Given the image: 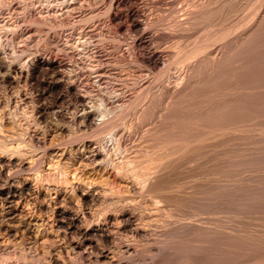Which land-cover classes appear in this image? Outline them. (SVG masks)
Returning a JSON list of instances; mask_svg holds the SVG:
<instances>
[{
  "label": "bare ground",
  "instance_id": "1",
  "mask_svg": "<svg viewBox=\"0 0 264 264\" xmlns=\"http://www.w3.org/2000/svg\"><path fill=\"white\" fill-rule=\"evenodd\" d=\"M184 1L187 2V0ZM190 1L187 2L190 3L188 7L182 9L180 8L184 7L182 5L185 3L181 6L176 4L180 6L178 9L174 7L177 0H0L1 88L2 86L20 87L21 83L33 81L45 86L39 94L35 95L37 98L34 105L32 104L34 100L25 92L26 90L19 89L14 97L8 96L7 99L5 97L6 107L0 110V130L5 127V123L11 124L12 134L9 133V135H12L14 138L12 140L16 141L14 147L10 148L11 153L14 149L15 153L23 156L28 153L21 149L24 144L38 148L43 145L47 126L41 127L40 121L47 120L50 114L59 119V122H54L57 131L63 132L67 129L79 133L77 134L79 136L74 137L72 141L74 144L69 148L57 149L50 146L43 155L31 161L32 163L26 162L23 157L12 159L3 158L0 155V231L6 236L20 237L22 244V247H18L19 250L7 251V254L17 255L18 259L25 260V263L27 260L32 264L35 260L40 264H63L62 262L65 264L71 255H77L79 260L94 257L109 264H138V261L134 263L132 260L136 248L134 249L133 242L128 241L131 239L156 244L157 252L155 253L160 264H264V234L262 232L259 234L257 228L253 229H257L256 232L259 233L242 230L244 227L241 226H244L242 224L246 221L241 224L237 221L241 217L244 220L255 218L257 221L260 219L259 221L264 222V177H245L244 179L242 176L245 174L242 173L240 177L243 179H234L231 176L230 179L224 178L228 180H225L227 182L219 183L217 177L219 178L223 171L219 168L220 173L210 172L211 175L213 174L211 178L215 176L217 180L215 183L218 182V184L197 186L188 195L185 192L186 196L178 200L174 194L175 199L169 196L174 193L170 190L174 183L170 186L167 183H170L173 177L170 180L164 179L174 162L188 154L197 156L200 149L205 150L207 144L210 147L211 144L213 145L210 150L220 145L224 149L234 140L237 142L244 140L243 134L247 132V129L250 126L249 131L255 128L251 120L260 118L258 122L255 120L256 126L258 123L263 124L261 120L264 119V0H258V2L252 0L257 5L255 11H252L254 14L251 19H240L227 27H225L227 24L225 26L222 24L227 17H230H223V7L227 6L226 0L222 3V7L216 5V0ZM240 5L248 8L245 7L246 4ZM152 6L164 9L163 12L168 10L170 18L167 20L161 18L167 21L166 23H162L160 19L162 10L156 9L161 14L159 18L151 14L155 9H152ZM234 6L232 10L236 9ZM250 8L252 7L248 9ZM226 9L224 11L230 15L231 11L229 10L230 13H228ZM248 9L246 11L244 9L242 14H245L244 12ZM156 11L154 13L157 14ZM233 13L234 11L231 16L233 15L234 18V15L240 12L238 10ZM216 15H222L221 24L224 27L221 24H219L220 27L216 26L218 24H215ZM218 20L221 19L218 18ZM105 30L106 35L112 31L110 33L118 37L117 40L114 39V42H117L115 46L102 42L106 38L115 37L111 36L112 34L109 37L105 36L106 38L102 40L98 38ZM122 34L129 37H125L129 39H127L128 42L123 36L120 37ZM36 37L37 40L39 38L38 43L35 42L36 46L33 44L34 50H31L36 53L28 58L31 53L28 51L30 52L26 57L28 59L25 58L26 60L23 61L18 56L22 57L24 54L22 51H26L23 49L33 47L29 43ZM94 37L97 39L94 40ZM20 42L24 44L21 45ZM163 43L166 45L163 46ZM27 45L30 47H26ZM20 48H23L22 51L19 52L20 54L17 52V58H14L15 51H20ZM112 49L120 51L122 58L131 56L134 60L131 63L137 62L139 63L137 66L145 67L143 69L147 71V75L144 74L145 79L139 82L140 88L136 89L137 95L134 92L135 97L128 95L122 99V95L118 93L112 96L108 93H112L111 88L107 92L108 95L102 92L103 95H99L100 98L97 97L99 100L96 103V98H93L95 100L93 101L91 95L88 96V90L94 86L96 89H102V85L105 87L109 77L111 78L113 73L110 72L109 67H105L106 62L103 63L105 66L101 64L103 59L101 54L111 52ZM10 50H13L14 57L9 55ZM88 56H91V61L95 63L90 61L88 63ZM112 60L110 64L116 59ZM123 60L127 61L128 58ZM126 61L127 64L129 61ZM40 75L49 76L47 80L41 81ZM140 79L131 81L135 84V81ZM134 84L133 87H135ZM108 85L110 84H107V87ZM125 85L124 88L122 87L123 90L127 88ZM54 90L60 91V93L57 91V101L62 100L65 93L72 97L73 105L66 110L69 115L66 111L65 113L61 109L56 110L53 106L41 102L43 97L45 98ZM137 90L140 92L138 93ZM126 98L128 100H124ZM139 103L141 109L138 108L144 113L151 110L148 115H144V120L145 116H154L152 109L155 103L157 105L161 103L159 112L156 110L158 108H154L158 112L157 116L161 117L157 119L159 117L156 118V114L155 117L152 116V119L156 118L159 121V123L155 122L156 125L152 119L151 121L146 119V122L149 121L155 126L147 131L148 126H146L139 137L135 134L138 139L130 148L128 146V149L126 142H129L131 138L133 140L134 134L130 128L125 131L118 130L117 127L124 124L121 120L125 115L136 113L135 106ZM138 114L143 115V113ZM178 117L179 120H177ZM169 119L176 121L167 122ZM144 120L139 122V126L141 122L146 123ZM127 123L129 121L125 124ZM151 123L149 127L153 126ZM260 126L259 129L262 130L258 131L261 132L264 126L262 128ZM123 127L125 129L126 126ZM257 129L258 127L256 131ZM90 130L91 135H85L86 131L90 134ZM256 131L255 133H260ZM261 133L259 137L264 136ZM257 134H254L253 141L259 139L255 136ZM245 140L250 142V138ZM262 140L253 143L251 139L253 145L256 143L258 145H255V149L251 146L252 149L248 151L252 153L249 155L243 154L247 152L243 147V153L239 154L242 149L236 142L233 149L240 147H237L238 150L240 149L238 154L235 155V152L230 150L238 159L234 157L235 160L232 161L234 158L231 157L230 165L235 167L237 165L238 169H242L238 164L248 166L245 172L250 171L249 168L254 172L264 171V141ZM129 144L131 143L127 145ZM242 144L244 143L241 142L240 145ZM208 148L205 151H209ZM221 148L214 149V152L222 151L219 152L220 155L218 153L219 159L221 154L223 158V151L228 146L224 150ZM113 151L114 154H111ZM214 154L213 159H207L208 162L215 159ZM205 155L210 153L207 152ZM45 161L47 169L59 171L67 187L53 184L43 188L31 183V178L39 180L37 176L46 170L42 167ZM218 162L216 165H219ZM126 165L128 167L133 165L137 170L130 167L134 171L132 172L125 168ZM213 169L216 172L218 170L215 166ZM227 171L230 175L228 168L225 172ZM240 172H244V169ZM216 174L219 175L216 176ZM222 174V177H228L224 175V172ZM189 176L193 175L189 174ZM224 179L222 178L223 181ZM213 181L211 182L214 183ZM52 194H54L53 198ZM123 196H126V200L128 197L132 199L142 197L140 203L145 198L146 204L141 205L129 199L124 202ZM171 198L177 204L188 205L189 215L175 222H172V217H169L171 221L167 220L168 215H166L167 217H164L166 219L162 217L160 221L161 213L159 212L166 209L164 207L166 204L163 203L174 202ZM44 201L47 203L44 204ZM96 204L101 206L97 208ZM177 210L180 211L179 208ZM167 213L170 215V212ZM217 215L229 221L235 219L236 222L233 221L235 223L233 225L238 223L242 229L235 226L228 229L232 227L230 226L232 222L229 225L227 220L229 225L227 227L226 221L224 224L221 223L224 220L222 221ZM153 216H155V222L151 224L149 221L150 224H144L143 219L148 220ZM257 221L253 220V222ZM263 222L259 225L263 227L262 231L264 230ZM256 225L255 227H259ZM31 227L35 229L32 230ZM247 228L250 230V227ZM47 230L50 234L48 236L46 234V238L49 240L47 242L51 250H44L48 254H44L48 256H46L48 259L45 257L47 259V261L44 260L45 263L41 260L42 257L40 259L36 255L35 259L30 244L35 246L39 240L37 235L43 232L45 234ZM5 250L0 248L2 253ZM144 253L141 252L139 255Z\"/></svg>",
  "mask_w": 264,
  "mask_h": 264
},
{
  "label": "rangeland",
  "instance_id": "2",
  "mask_svg": "<svg viewBox=\"0 0 264 264\" xmlns=\"http://www.w3.org/2000/svg\"><path fill=\"white\" fill-rule=\"evenodd\" d=\"M180 1V0H179ZM178 0H177V3H175L174 4V7H178V9L180 8V6L183 4V3H185V4H183L182 6H184V7H181L180 9H182V8H185L186 6L188 7V5L190 4H188L187 2L188 1H190V0H187V2H185L184 0H181L180 2H179ZM192 1V0H191ZM190 1V2H191ZM218 0H216V5L217 6H219L220 5V7H222L221 5H222V3L224 2V0L222 1V0H219L218 2H217ZM237 1H240V3H237ZM247 1V2H246ZM251 2L250 3V5H248L249 4V2ZM253 1H255V2H258V0H253ZM219 2H221L220 4H219ZM229 2V1H228ZM228 2H227V0H226V2L225 3H227L226 5V8L228 7ZM232 2V3H231ZM231 2H229V7L228 8H230L232 5L234 6V7H236V3H237V7L240 5V4H246V6L245 7H252V8H254V10L252 9V8H250V9H248V8H244L243 7V5H240L238 8H240V7H242V8H240V9H238L237 7H236V9H238L239 10V14H235L236 15V18H237V20H236V18H235V15H234V18H235V21H234V18L231 16V13H232V11H234V13H236L237 11H236V9L235 10H232L233 9V6L229 9L230 11H231V13H230V11L228 10V8L226 9L225 7H223L224 9H223V13H224V16L223 17H227V16H230V17H227L226 18V20L227 21H231L230 22V24H229V22H227L225 19V21L222 23V15H223V13H222V15H220V16H218V15H216V19H215V24L216 23H218L216 26L218 27L219 26V24H223L225 27H227L228 25H231V24H234V23H236V22H238L240 19L241 20H249V18L251 19L252 17H253V14H254V12H252V11H255V6L257 5V3H255V2H252V0H243V2H241V0H234V1H231ZM246 2V3H245ZM231 3V4H230ZM176 4L177 5H179L180 4V6H176ZM239 4V5H238ZM153 8H155L154 10H152V12H151V14L153 13V14H155L154 15V17L155 18H159L160 16H159V11L160 10H162L161 11V13L163 12V10L164 9H160V8H158L157 9V7H153L152 6V9ZM245 9V11H246V9H248V10H250V11H248L247 10V12H244L245 14H246V16H245V14H242V12L244 11V9ZM150 9H151V7H150ZM156 9L157 10H159V11H156ZM227 10L228 11V13H230V15L229 14H227L226 13V11H224V10ZM241 9H242V11H241ZM151 11V10H150ZM157 12V14L156 13H154V12ZM168 11V10H167ZM167 11L165 10L163 13L165 14V13H167ZM222 11V10H221ZM162 13V16L160 17V19L163 17V19H165V20H167V18L169 19L170 18V16H168V15H170L169 13H167L166 15L168 16V17H166V15H164ZM233 13V14H234ZM152 14V15H153ZM225 14H226V16H225ZM242 14V15H241ZM157 15V16H156ZM161 15V14H160ZM240 15V16H239ZM247 15H248V18H247ZM159 16V17H158ZM240 17L239 19H238V17ZM222 17V18H221ZM233 19H232V18ZM218 18H220L221 20H218ZM230 18V19H229ZM245 18V19H244ZM162 20V19H161ZM163 21L162 20V23H166L167 21ZM217 21V22H216ZM221 24V25H222ZM220 25V26H221ZM222 25V26H223ZM219 26V27H220ZM223 26V27H224ZM157 28H159V26L157 27ZM106 30L103 32V35H104V33H105V35L103 36H97L98 38H100L101 40H102V38H106V37H109L111 34V36H115V37H113L112 39H111V37L110 38H106L104 41H102V42H104L105 44H108V45H112V46H115L116 44H117V42L115 41L114 42V39H116V38H118V37H116V35L114 34V33H110V32H112V31H110V32H108L107 34H109V35H106ZM198 32V31H197ZM106 36V37H105ZM124 37V39L125 40H127L129 37L128 36H125V35H120V37ZM97 37H94V40H96L97 39ZM125 37H128L127 39L125 38ZM35 40V41H34ZM38 40H39V38H38ZM37 37L36 38H34L33 40H31V42H34V43H29V45L30 44H32V48H26V49H23V48H20V51L18 50V51H15L16 49H14V51H15V54L12 52L13 50H10V53H9V55H11L12 57H14V55H15V57L14 58H17L16 57V54L18 55V53L19 52H21L22 51V49L23 50H26L25 52L24 51H22L24 54L22 55V57L21 56H18V57H20L23 61H25L26 59H28V58H30L31 56H33L35 53H36V51H35V53H34V51H31V50H34L33 48H34V45L36 46V44L38 43L37 41ZM100 40V41H101ZM117 40V39H116ZM124 40V41H125ZM129 40V39H128ZM128 40L126 41V42H128ZM35 42H36V44H35ZM125 43V42H124ZM169 43V42H168ZM20 44L21 45H23L24 43H22V42H20ZM34 44V45H33ZM115 44V45H114ZM164 44L165 43H163L162 45L164 46ZM166 44H167V42H166ZM165 44V45H166ZM29 45H27L26 47H30ZM123 46H125V45H123ZM29 49V50H28ZM28 51H31V53L29 54L28 53ZM11 52H12V54H11ZM18 52V53H17ZM120 51H118L117 49H112L111 50V52L109 51V52H105V53H102L101 54V59H102V61H101V64H103L104 62H106L105 63V65L103 64V66H105V67H109L108 69H110L109 71L111 72V73H113L112 75H116L115 76V78H113L114 76H112L111 75V78L109 77V79H108V83L107 84H110V85H108V87H107V84H105L104 86L105 87H103V85H102V89L101 88H99V89H96V86H94L95 87V89H93V91H92V89H89L90 90V93H89V90H88V96L90 97V95H91V100H93V98L95 99L96 98V101L95 100H93V101H95L96 103H97V101L99 100H97V97L100 95L101 96V94H102V92H104L105 94L104 95H108V93L111 95L112 94V96H115V94H119V95H122V99L124 98V97H127L128 95H129V97L131 96L132 98L133 97H135L137 94H136V89H139L140 88V81H143L145 78V76H143L144 74L145 75H147L146 73H147V71L146 70H144L145 69V67H141L140 65L139 66H137L138 64H137V62L134 64V63H131V62H133L134 60L132 59V57L131 56H129L128 55V57H126V58H128V60L126 61V60H123V59H126V58H122L121 57V52L119 53ZM14 54V55H13ZM20 54V53H19ZM29 54V55H28ZM33 54V55H32ZM108 54H113L112 55V57L109 55V57H108ZM119 54H120V56H119ZM27 55H28V58H26L27 57ZM102 55H106L105 57H103ZM113 56H114V59H116V60H114L113 59ZM107 57H108V59H107ZM116 57V58H115ZM130 57H131V60H130ZM24 58V59H23ZM26 58V59H25ZM68 58V57H67ZM105 58H106V60H105ZM109 58H112L113 60H114V62H112L111 64H110V62H111V60L112 59H109ZM121 59V60H120ZM68 60V59H67ZM109 60V61H108ZM112 60V61H113ZM118 60V61H117ZM133 60V61H132ZM95 63V62H92L91 61V56H88V59H87V62L88 63ZM116 61V62H115ZM125 61L126 62H128L127 64H129V65H127L126 63H125ZM125 63V65H122L123 63ZM108 63L110 64V65H108ZM119 65H118V64ZM120 63H122V64H120ZM131 63V64H130ZM117 64V65H116ZM113 65V66H112ZM114 67L113 69H111V67ZM118 67V68H117ZM140 67V68H139ZM144 68V69H143ZM70 69H72V67L70 68ZM118 69V70H117ZM115 70V71H114ZM144 71V72H143ZM110 73V74H111ZM116 73V74H115ZM140 73H142L141 75H139ZM137 74V75H136ZM119 75V76H118ZM40 76H41V78H40ZM39 76V80L41 79V81H44V80H47L48 79V76L49 75H40ZM46 76V77H45ZM118 76V77H117ZM136 76V77H135ZM141 77V79H140V77ZM140 79V80H136L137 81V83H136V81H135V84L133 83V81H131L132 79H138V78ZM43 78V79H42ZM46 78V79H45ZM114 80H113V79ZM118 78V79H117ZM125 78V79H124ZM144 78V79H143ZM109 80H110V82H109ZM125 80V81H124ZM111 81H113V82H111ZM127 82V83H126ZM134 84V86L135 87H133V84ZM122 83H123V86H122ZM142 83V82H141ZM38 84V85H37ZM114 84V85H113ZM125 84H127V85H125ZM130 84H132L131 86H129ZM20 85V87H16V86H14L13 88L11 87H9V86H6V87H4V86H2V88H1V86H0V110L2 111V110H4L5 109V107H6V101H5V97H6V99L7 98H9V97H14L15 96V93H16V91L17 90H19V89H21V90H26L25 92L26 93H28V95H30L31 97H32V100H34L33 102H32V104L34 105V102L36 101V98H37V96H35V95H37V94H39L41 91H42V89L45 87L44 85H42L41 83L39 84V83H36V82H30V83H21V84H19ZM18 85V86H19ZM26 85V86H25ZM119 85V86H118ZM124 85H125V88L127 89H125V90H123L122 89V87L124 88ZM110 86H112V87H110ZM115 86H117L116 88H115ZM128 86H129V88H128ZM137 86V87H136ZM120 89H119V88ZM98 88V87H97ZM106 88V89H105ZM110 88V89H109ZM111 88H112V90H111ZM134 88V89H133ZM160 88V87H159ZM158 88V89H159ZM6 89V90H5ZM109 89V90H108ZM133 89V90H132ZM156 89H157V87H156ZM5 90V91H4ZM96 90V91H95ZM101 90V91H100ZM103 90V91H102ZM105 90V91H104ZM107 90V91H106ZM111 90V92L112 93H110V92H108V91H110ZM118 90H120V91H118ZM130 90V91H129ZM28 91V92H27ZM32 91V92H31ZM57 91H58V93H60V91L59 90H54V91H52L51 93H48L47 94V96L44 98L43 97V99H41V102H44L46 105H48V106H53L54 107V109H61V110H63L64 112L66 111V110H68V109H70V107L73 105V100L71 99L72 97L70 96V95H68V94H66L65 93V95L63 94V98H62V100H58L57 101V96H58V94H57ZM96 95V93H97V95L95 96L92 92ZM99 91V92H98ZM114 91H116V92H114ZM118 91V92H117ZM124 91H126V92H124ZM133 91V92H132ZM138 91V90H137ZM108 92V93H107ZM120 92V93H119ZM121 92H123V93H121ZM133 94H132V93ZM134 92H135V94L136 95H134ZM140 91H138V93H139ZM11 93V94H10ZM30 93V94H29ZM32 93V94H31ZM114 93V94H113ZM126 93V94H125ZM5 96H4V95ZM8 94V95H7ZM50 94V95H49ZM93 94V95H92ZM33 95V96H32ZM103 95V94H102ZM125 95V96H124ZM4 96V97H3ZM9 96V97H8ZM35 96V97H34ZM69 96V97H68ZM34 97V98H33ZM121 97V96H120ZM128 97V98H129ZM98 98H100V97H98ZM124 100H128L127 98L126 99H124ZM123 100V101H124ZM130 100V99H129ZM92 101V102H93ZM128 102V101H127ZM63 103V104H62ZM161 103H162V101H161ZM161 103H158V105H157V103H155V105H154V108L156 107V108H158V109H156L158 112H159V109L161 108ZM63 105V106H62ZM129 105H130V102H129ZM140 103L138 104V106L136 105L135 106V109H136V113H132V114H130V113H128L127 115H125V117H124V119L125 118H127V119H125V121H124V119H122L121 121H123V123L124 124H121V125H119V128L117 127V129L118 130H121V129H123V130H125L126 131V129H128L129 130V128H130V131L134 134L133 136H134V141L132 140V138H131V140L129 141V142H126L127 144L128 143H131V144H129V145H127L126 144V147L128 148V146H129V148L131 147V145H132V143L133 142H135L138 138L137 137H139L140 135H141V132L143 133V131H145L144 129H145V127L146 126H148L147 128H146V131H147V129L149 130L150 128H152V127H154L155 125H156V123L155 122H157L158 120L157 119H160V117L159 116H157V114H158V112L156 111V110H154V108L152 109V111H154L153 112V114H154V116L153 117H155V114H156V118L157 117H159V118H155V119H152V116L151 115H149V117L147 116H145V118L146 119H149V121H151L150 119H152V121H154L153 123L155 124H153V123H151V122H149L148 120V122H146V119L144 120L143 118H144V115L145 114H149V111L151 112V110H149L147 113H146V111H145V113L143 112V111H141L140 109H141V107H140ZM157 105V106H156ZM5 106V107H4ZM138 107H140V109L138 108ZM137 109L139 110V111H137ZM70 111V110H69ZM141 111V112H140ZM155 111L157 112V113H155ZM67 112V115H69L68 114V111H66ZM65 112V113H66ZM143 113V115L142 116H140V114H138V113ZM137 115V118H135L136 117V115ZM140 117H139V116ZM130 116V117H129ZM133 118H132V117ZM129 117V118H128ZM29 118V117H28ZM139 118V119H138ZM19 119L21 120V117H19ZM52 119V120H51ZM57 118H55V116L53 115V114H50V116H49V118H47V120H43V121H40V126L42 127V126H47V127H45L46 128V130H47V132L45 133L46 135H45V143L43 144V145H41L39 148L38 147H36V146H30V145H23V148L21 147V149L22 150H25L26 152L28 151V153L27 154H25V155H20V154H18V153H15V151H14V149H13V152L11 153V149L14 147V145H15V143H16V141H13L12 139H14L13 137H12V135H9V133L10 134H12L11 133V130L10 129H12L11 128V124H9V123H5V127L4 128H2L1 130H0V138H1V140H3V141H1L0 143V155L3 157V158H12V159H16V158H18V159H21L22 157L26 160V162H30V163H32L31 161H33L37 156H41V155H43L44 154V151L48 148V147H54V148H57V149H60V148H69L70 146H72V144H74L72 141H73V139H75L74 137L76 136H79V135H77V134H79L78 132H76V131H73V132H71V131H69V130H67V129H65L63 132H59V130L57 131V129L54 127V122H59V119H57ZM130 119V120H129ZM135 119H138V120H134ZM142 119V120H141ZM262 119V118H261ZM131 120H132V122H131ZM144 120V122H146V123H148L147 125H144V124H146V123H143V122H141V126H139V122L140 121H143ZM170 120V119H169ZM167 121V122H172V120H173V122L174 121H176L175 119H172V120H170V121ZM177 120H179V117H178V119ZM256 120V119H255ZM255 120L253 119V120H251L252 121V124H254L253 126L255 127H253L254 129L252 130V131H249L250 130V127L247 129V132L246 133H244L243 135L245 136L244 137V140L245 139H249L250 138V142H249V140H239L238 142L236 141V140H234V142H230L231 144L232 143H234V144H230L229 143V145L227 144H224V145H226L225 147H224V149L225 148H227V146H228V148L225 150V151H223V158H222V154H221V158H222V160H223V162H222V160H221V158L219 159V155H220V153L222 152L221 150H215V152H216V154H214L215 152H214V149L216 148V149H220L221 147H222V145H220V146H214V149L213 150H210V149H212V147H213V145L211 144V147L210 146H208V144H207V147L206 148H208V147H210V148H208L207 150H209V151H205L206 150V148H205V150L202 148V149H200V151H199V154L197 155V156H192V155H186V156H184L182 159H180L179 161H177V162H174V165L172 166V168L170 169L169 168V174L168 173H166V174H168V175H166L165 177H164V179H168V180H170L172 177V179L170 180V183H167L169 186H170V184L171 183H176L177 181H178V183H176L177 184V186L175 187L174 186V184H172V186H173V188L171 187V189L170 190H172V192H174V193H172V194H169V196L170 197H172V198H174L175 199V196H176V199L178 200L179 198H181V197H183V196H186V195H188L189 193H191L192 191H194V189H195V187H197V186H200V187H203V186H209V185H213V184H218V182L219 183H225V182H227L228 180L227 179H230V178H240V179H245V177L246 178H250V177H252V178H256V177H264V171H261V172H259V171H255L254 172V170L252 169L251 170V168H249L250 169V171H248V172H250V173H248V172H245V169H246V171L248 170V166L245 168L244 166H241L240 164H238V166H240L242 169H238V168H236L237 167V165H236V167H235V165H230V163H232L231 162V160H232V158H234L235 156H234V154H233V151L235 152V155L236 154H238L237 152L240 150H238V148H240L241 147V149H242V147H243V149H245L247 152H245V153H243V149H242V151L240 150L239 151V154L240 153H243V154H248L249 155V153H252V152H249L248 150H250V148H251V146H252V148L254 147V149L256 148L255 147V145L257 146L258 145V143H256V144H254L253 145V143L254 142H256V141H258L259 142V140L261 141L262 139V141H264V138H262V137H264V136H260L261 137V139H260V137H259V135H260V133L262 134V135H264V129H263V131H258V130H262V129H259V126L262 128L264 125V122H263V120L264 119H262L261 121H262V123L263 124H260V123H258V125H256L255 126ZM258 120L260 121V118L259 119H257L256 121L258 122ZM49 121V122H48ZM127 121H129V123L131 124V125H134V126H131L129 123H127V125L125 124ZM136 121H137V123H136ZM253 121H254V123H253ZM21 122V121H20ZM172 122V123H173ZM136 123V124H135ZM151 123V125H153V126H150L149 127V124ZM158 123H159V121H158ZM157 123V124H158ZM250 123V122H249ZM60 124V123H59ZM251 124V123H250ZM131 127H130V126ZM135 125H137V126H135ZM143 125V126H142ZM8 126H10V127H8ZM123 126H126L125 127V129H124V127ZM127 126H128V128H127ZM8 127V128H7ZM123 127V128H122ZM135 129H134V128ZM137 127V128H136ZM256 127H258V129H257V131H256ZM141 128V129H140ZM6 129V130H5ZM139 129V130H138ZM143 129V130H142ZM252 129V128H251ZM137 130L139 131V132H137ZM141 130V131H140ZM88 131V130H87ZM87 131H86V134L85 135H87V136H90L91 135V130H90V134H88L87 133ZM255 131L256 132H260L259 134H257V133H255ZM76 132V133H75ZM89 132V131H88ZM138 133H139V135H138ZM252 133H254V134H257V135H255L256 137H258L259 139H255L254 141H253V137H254V134H251ZM1 134H3V135H1ZM94 133L92 132V135H93ZM135 134L137 135V137L135 136ZM6 135V136H5ZM5 136V137H4ZM7 137H8V139H7ZM12 137V138H11ZM252 137V138H251ZM255 137V138H256ZM251 139H252V142L253 143H251ZM6 140V141H5ZM11 141V142H10ZM2 142H4V143H2ZM237 142V145L238 146H240V147H238L237 145V147H235L236 149H233L234 147H233V145H235V143ZM241 142L242 143H244V144H242V145H245V146H247V148H249V149H247V148H245V146H242V145H240L241 144ZM246 142H248V143H250L251 145L249 146V144H247ZM212 143H214V141L212 142ZM246 143V144H245ZM3 144V145H2ZM209 144V145H210ZM260 145V144H259ZM10 146V147H9ZM249 146V147H248ZM229 147H231V148H229ZM11 148V149H10ZM128 148V149H129ZM251 148V149H252ZM5 149H7V150H5ZM221 149H223V148H221ZM223 149V150H224ZM230 149H232V150H229ZM253 149V150H254ZM9 150V151H8ZM11 150V151H10ZM236 150V151H235ZM123 149H122V154H123ZM214 153H213V152ZM218 151V152H217ZM221 151V152H220ZM252 151V150H251ZM112 152V151H111ZM208 152V154L210 153V155H205L206 153ZM220 152V153H219ZM225 152V153H224ZM14 153V154H13ZM205 153V154H204ZM214 154V157H215V159L216 158H218L219 160L218 161H220V162H218L217 161V159L215 160H212V162L213 161H215V163H214V166H215V169H217L218 168V170H217V172L216 171H214V169H213V164H212V162L210 161V162H208V160H210L211 158L213 159V154ZM218 153H219V155H218ZM232 153V154H231ZM111 154H114V151H113V153H111ZM15 155V156H14ZM217 157H216V156ZM233 155V156H232ZM20 156V157H19ZM115 156V155H114ZM209 156H210V158H209ZM207 157V158H206ZM232 157V158H231ZM235 158H237L238 159V157H235ZM235 158L232 160V161H234L235 160ZM208 159V160H207ZM240 159V158H239ZM193 161V162H192ZM216 162H218L217 164H219V165H216ZM209 163H211L210 165H209ZM222 163H224L223 165H222ZM226 163V164H225ZM187 164V165H186ZM220 164H221V166H220ZM230 165L231 167L232 166H234L235 167V169H234V167H232V168H229L227 165ZM47 164H46V161L44 162V164H43V169H45L46 168V170L45 171H42L41 172V174H40V176L38 175L37 177L39 178V180H36V179H34V177L33 178H31V176H29L32 180H31V183L32 184H37L38 186H40V187H45L46 185H60V186H62L63 188L66 186H68V185H66V183H64V181H63V178H62V175L59 173V171H56V169H55V171H53V170H49V169H47V167L48 166H46ZM177 165V166H176ZM127 166V167H126ZM125 166V168H128V170L130 169V171H132V169H134V170H137V168H134L133 167V165L132 166H130V167H132V169L130 168V167H128V165H126ZM182 166V167H181ZM209 166V167H208ZM211 166H213V167H211ZM218 166V167H217ZM227 166V167H226ZM217 167V168H216ZM224 167H226V168H228V170H230V175H229V171H227L228 172V174H227V172H225L226 171V168H224ZM239 167V168H240ZM180 168V169H179ZM208 168H211V170H208ZM219 168L221 169V171H222V173L224 172V175H227L228 177H225V176H221V175H223L222 173H220V172H218V171H220L219 170ZM222 168H224V169H222ZM177 171H176V170ZM213 169V170H212ZM232 169H234V170H232ZM243 169H244V172H240L239 173V171H243ZM185 170V171H184ZM191 170H193V172H190ZM51 171H53V172H51ZM178 171H180V172H178ZM184 171V172H183ZM211 171H213V172H211ZM234 171V172H233ZM236 171V172H235ZM237 171H238V173L240 174H238L237 173ZM50 172V173H49ZM55 172V173H54ZM132 172H134V171H132ZM220 173L221 175H219V178L221 177V179L219 180V178L217 177V180H218V182H216L215 183V181H217L216 180V177L214 176V178H211V176H213V174L211 175V173ZM259 172V173H258ZM37 173V172H36ZM51 173H53L52 175H51ZM180 175H179V174ZM185 173V174H184ZM232 173V174H231ZM236 173V174H235ZM242 173H244L245 175H246V173L248 174V175H243ZM252 173V174H251ZM263 173V174H262ZM59 174V175H58ZM177 174V175H176ZM189 174H191V175H193V176H189ZM243 176H242V175ZM254 174V176H252ZM48 175H49V177H48ZM170 175H171V177H170ZM217 174H216V176H218ZM237 175V176H236ZM249 175H251V176H249ZM263 175V176H262ZM27 176V175H26ZM51 176V177H50ZM178 178H177V177ZM198 176V177H197ZM232 176V177H231ZM236 176V177H235ZM240 176H242L243 178H241ZM68 177H70V176H68ZM169 177V178H168ZM175 178V179H174ZM177 178V179H176ZM196 178V179H195ZM222 178L224 179V178H227V179H224V181L222 180ZM70 179V178H69ZM168 180H166V182H168ZM176 180V181H175ZM196 180V181H195ZM214 180V181H213ZM222 180V181H221ZM225 180H227V181H225ZM232 181H233V179H231ZM62 181V182H61ZM172 181V182H171ZM180 181V182H179ZM211 181H213L214 183H212ZM189 184L191 185V186H189ZM185 186H187V187H185ZM180 187V188H179ZM189 189L190 190V192H189V190H186V189ZM192 188V189H191ZM175 189H177V191L175 190ZM178 189H182V190H178ZM173 190H175V191H173ZM180 191V192H179ZM185 192H187V194L185 193ZM171 193V192H170ZM176 193V194H175ZM177 193H178V195H179V197H178V195H177ZM173 194L175 195V196H173ZM186 194V195H185ZM51 197L53 198L54 197V194H52L51 195ZM140 198L142 199V197H136V198H133V199H135V200H133L131 197H128L127 198V200H126V196H123V200H124V202H127V201H129V200H131L132 202L134 201V202H138V203H140ZM171 198V199H172ZM129 199V200H128ZM174 199H172V201H174ZM145 200V198H143V200H142V203H140L141 205L144 203V204H146V202L144 201ZM130 201V202H131ZM44 204L45 203H47V201H44L43 202ZM168 203H173V204H168ZM163 204H166V205H164V207L166 208V209H169V210H166L165 208V210H163L162 212H163V214H162V212H159V213H161V214H159V216H160V218H159V216L157 217V220H158V218H159V220L161 221V219H163L164 217H167L166 215H168V217H167V220L169 219V217L171 218V220H173L172 222H175V221H177L178 219H180V218H186L188 215H189V209H190V207L188 206V205H185V204H177V202L176 201H174V202H171V201H169V202H167V203H163ZM174 204H175V206H174ZM100 206H101V204H99ZM98 204H96L95 206L98 208V206H99ZM168 205H170V207L168 206ZM173 205V206H172ZM94 206V208H96ZM145 206V205H144ZM166 206H168V208L166 207ZM174 207L173 208V210L171 211V209H172V207ZM179 206V207H178ZM177 208H179L180 209V211L179 210H177ZM25 210H26V208H25ZM28 210V209H27ZM177 211V212H176ZM167 212H170V215L167 213ZM166 213V214H165ZM173 213V214H172ZM188 213V214H187ZM162 215V216H161ZM163 215H165V216H163ZM179 215V216H178ZM223 215V214H222ZM217 216H220V218H221V220L223 221V222H221V220H219V222H221V223H223L224 224V222H225V226H227V227H229V225L231 224V222H232V225H230V226H232V227H229L228 229H230V228H233L234 226L237 228V227H239L240 229H242L243 227H244V229H242V230H247L248 232H252V233H259V234H261V232H262V234H264L263 233V231H262V226H259V225H262V224H260V223H262L263 221L261 220V221H257V219H255V218H247V220H244V219H242L241 217H240V219H237V221L238 222H240V224L243 222L244 223V221H246L245 222V224H242V225H244V226H241V225H239L238 223H236V225H233V224H235L233 221H235L236 222V220L235 219H232L233 221H229L227 218H225L224 219V217L223 216H221V215H217ZM163 217V218H162ZM223 218V219H222ZM150 219V220H149ZM148 220L146 219H143V221H144V224H150L149 223V221L151 222V224H152V222L154 221V219H155V216H153V217H151V218H149ZM164 219H166V218H164ZM175 219V220H174ZM241 219H242V221H241ZM246 219V218H245ZM250 219V220H249ZM159 220L158 221H156L157 223L159 222ZM170 219H169V221H171ZM227 220L229 221V223L227 222ZM240 220V221H239ZM253 220H255V221H257V222H253ZM248 221V222H247ZM155 222V221H154ZM250 222V223H249ZM227 223L229 224V225H227ZM247 223H249V224H247ZM257 223H259V224H257ZM257 224V225H256ZM246 225H249V226H246ZM250 225H252V226H250ZM255 225L256 226H259V227H255ZM263 225H264V222H263ZM242 228H241V227ZM234 227V228H235ZM247 227H250V230H249V228H247ZM252 227V228H251ZM246 228V229H245ZM253 228H257L258 229V231L259 232H256V230L257 229H253ZM30 229H32V230H34L35 228L34 227H31ZM251 230H254V231H251ZM261 230V231H260ZM46 234H47V236L50 234L49 233V231L47 230V232H45V234H44V232L42 233V234H38L37 236L39 237L38 239V242L35 244V246H34V244H30L32 247H31V252H32V254L35 256V259L37 258V256H39L38 258H40L41 259V257H42V259L41 260H45V261H47V253H45V251H50L51 250V247L48 245V242L47 241H49L46 237ZM7 237H9V238H7ZM27 237V236H26ZM5 238V239H4ZM7 238V239H6ZM44 238H45V242H44ZM19 239V240H18ZM126 240H128V238H126ZM28 241V240H27ZM129 242H133L134 243V249L136 248V250H135V255L134 256H132L133 258H132V260H133V262L134 263H136L137 261V263L138 264H160V261L158 260V258L156 257V253L155 252H157V246H156V244L154 245V243H152V242H141V241H132L131 239H129L128 240ZM41 242H42V244H41ZM136 242V243H135ZM153 245H151V244ZM143 244V245H142ZM4 245V246H3ZM7 245V246H6ZM43 245V246H42ZM46 245V246H45ZM20 247H22V244H21V240H20V237L18 238V236L17 237H12V236H6L5 234H3L2 233V231H0V248L1 249H3V251L5 250V248L7 249V250H5V255H4V253H2L1 251H0V264H32V262H28L27 260H26V263L24 262L25 260H23V259H21V258H19V259H21V260H19L18 259V257H17V255L15 256L14 254H12V256H10L11 255V253H10V255L9 254H7V251H13V250H19V248ZM141 247V248H140ZM9 248H10V250H9ZM48 248H49V250H48ZM153 248H154V250H153ZM33 250V251H32ZM45 250V251H44ZM138 252V253H137ZM142 252V253H144V254H142V255H139L140 253ZM152 252V253H151ZM35 253V254H34ZM39 254V255H38ZM44 254H47V255H44ZM8 255V256H7ZM37 255V256H36ZM6 256L8 257V258H6ZM47 256V257H46ZM75 256V257H74ZM71 255V257L65 262V264H68V262L70 261V262H72V263H70L69 262V264H109V263H107V262H105L104 260H97L96 258H94V257H90V258H87V257H85L84 258V260L83 259H81L80 258V260H79V257L77 256V255ZM77 256V257H76ZM17 257V258H16ZM45 257L47 258V259H45ZM73 257V258H72ZM74 258H76L75 260H74ZM113 258H115V257H113ZM18 259V260H17ZM72 259V260H71ZM29 260V259H28ZM81 260H83V261H81ZM135 260V261H134ZM36 261V260H35ZM35 261H33V264H40L39 262L38 263H36ZM44 261V262H45ZM80 261V262H79ZM35 262V263H34ZM46 263V262H45ZM63 264H64V262H62Z\"/></svg>",
  "mask_w": 264,
  "mask_h": 264
}]
</instances>
